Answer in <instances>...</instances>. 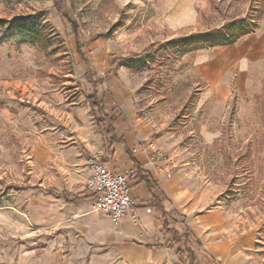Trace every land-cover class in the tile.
<instances>
[{
  "label": "rangeland",
  "instance_id": "obj_1",
  "mask_svg": "<svg viewBox=\"0 0 264 264\" xmlns=\"http://www.w3.org/2000/svg\"><path fill=\"white\" fill-rule=\"evenodd\" d=\"M245 17L252 33L215 44ZM0 20V264H181L179 248L192 264H264V0H0ZM91 68L199 243L167 237L150 262L111 227L72 223L59 192L102 216L86 190L87 158H104Z\"/></svg>",
  "mask_w": 264,
  "mask_h": 264
},
{
  "label": "crops",
  "instance_id": "obj_2",
  "mask_svg": "<svg viewBox=\"0 0 264 264\" xmlns=\"http://www.w3.org/2000/svg\"><path fill=\"white\" fill-rule=\"evenodd\" d=\"M103 90H105L104 92H106L107 88L105 87ZM102 99L104 101V96H102ZM104 104L107 108L105 101ZM94 126L96 127L95 122ZM114 127L116 129L115 125ZM98 132L100 134L99 137L101 143L104 145V158H102V160L106 163L109 169H111V171L115 173H124L133 169L137 170L138 168L142 172L150 174L151 178L154 180L157 186V189L154 191V193L157 194L161 192L173 202L170 196V181H165L163 179L157 178V171H160V169L158 170L156 168L147 166V164H150L149 153L152 152H148V150L146 149L141 151L136 146L138 142L137 137H139L138 130L136 128L132 127V129H129L124 133H120L116 129L118 136H120L122 139V143H115L111 146L108 145L107 138L103 133L99 131V129ZM82 137L86 143H93L92 139H94L95 137L88 125L85 126V133ZM131 194L134 201L132 210L117 225H113L103 215L102 216L105 219H102V216L99 217L96 214L91 216L88 210L80 207V205H82V203L86 201L82 199L83 196L81 195H77L80 197V199L76 203H65L67 207L65 208V210L69 212V216L73 215V217H75L74 222L72 221V223H74V225L76 226H84L86 222H90L94 230H100L102 225H104V227H111L109 236L113 241L121 243L127 250H129L131 254L140 252L149 255V261L151 262V259H154L157 253L159 254L167 250L164 246L166 238H163L158 234L152 213L148 208L144 207L143 202L149 197L146 184L134 182L132 184ZM75 206H77V209H73ZM190 209V207L178 209L182 214L186 216L187 221ZM146 246H151L152 248L147 249ZM157 247L159 248L157 249ZM132 260V258L128 257L126 259L128 263H132Z\"/></svg>",
  "mask_w": 264,
  "mask_h": 264
},
{
  "label": "trees",
  "instance_id": "obj_3",
  "mask_svg": "<svg viewBox=\"0 0 264 264\" xmlns=\"http://www.w3.org/2000/svg\"><path fill=\"white\" fill-rule=\"evenodd\" d=\"M54 7L59 8L58 4H54ZM0 24L5 25V21L0 20ZM24 25L25 24L20 19H14L11 22L10 27L14 28V30L18 33H23L24 30L22 29L25 28ZM256 25V22L248 17L231 20L214 32V35L217 39L215 40V44H233L240 38L252 33L255 30ZM27 31L29 32L32 30ZM76 47L81 59L84 62L91 64V53L85 47V45L78 40V38L76 39ZM89 73L91 76L96 77V72L93 68L90 69ZM92 83L94 86L93 92L87 96V101L90 108L96 111L97 116L94 118L95 125L99 131L105 135L109 146L115 143H122V139L120 136H118L114 127V122L116 119L115 113L111 109L106 108L102 96L99 97L98 95L97 87L103 83V78L97 76ZM102 91L104 93L105 90ZM136 174V183H144L148 188L149 197L143 202L144 207L148 208L152 213L158 234L163 238L169 237V248L173 249L174 245L179 244L182 240L186 242L188 236H191L196 244L199 243V241L193 235L191 228L187 224L186 216L175 207L173 202L165 194L161 192L157 194L154 193V191L157 189V186L150 174L144 173L138 168L136 170ZM51 191L52 190H50V192ZM58 195L59 197H62L64 202L67 204H74L80 199L79 196L69 198L64 192H59ZM176 226L180 228L179 231L175 229ZM146 248L151 249L152 247L146 246ZM158 248L159 247H157V249ZM184 251L186 250L181 248L176 250V255L179 256L180 263L192 264L194 261L193 252L189 251L188 260H186L182 255Z\"/></svg>",
  "mask_w": 264,
  "mask_h": 264
},
{
  "label": "built area",
  "instance_id": "obj_4",
  "mask_svg": "<svg viewBox=\"0 0 264 264\" xmlns=\"http://www.w3.org/2000/svg\"><path fill=\"white\" fill-rule=\"evenodd\" d=\"M156 156L162 158L160 152ZM91 172L86 190L94 197L95 209L105 216L113 225L119 222L132 210V184L136 182V170L115 173L97 155L87 159Z\"/></svg>",
  "mask_w": 264,
  "mask_h": 264
}]
</instances>
